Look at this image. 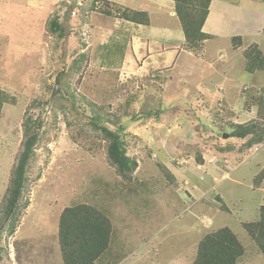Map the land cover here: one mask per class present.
Returning a JSON list of instances; mask_svg holds the SVG:
<instances>
[{
  "label": "rangeland",
  "instance_id": "obj_1",
  "mask_svg": "<svg viewBox=\"0 0 264 264\" xmlns=\"http://www.w3.org/2000/svg\"><path fill=\"white\" fill-rule=\"evenodd\" d=\"M105 1L115 12L125 7L114 0H0V88L13 99L0 116V249L8 245L9 252L0 264H64L59 215L79 202L98 205L113 223V242L100 264H193L201 237L224 226L246 247L238 264H264L241 224L257 219L264 204V179L254 184L264 167V142L243 148L246 139L231 135L235 123L264 124L254 103L264 94V70H245L240 52L255 40L264 49V27L256 22V33L246 31L240 49L231 35L243 23L208 32L212 38L190 56L175 9L171 15L160 2L128 0L151 12L153 24L140 28L102 12ZM224 1L255 10L245 13L250 22L264 13L261 1ZM55 15L64 36L48 27ZM120 55L118 64L108 63ZM73 63L68 92L60 86L53 94L57 74ZM70 92L75 109L65 99ZM158 107L165 112L132 118ZM92 109L113 120L109 127L125 136L128 154L137 158L131 183L109 163ZM41 114L30 204L20 231L8 238L4 199L23 122Z\"/></svg>",
  "mask_w": 264,
  "mask_h": 264
},
{
  "label": "trees",
  "instance_id": "obj_2",
  "mask_svg": "<svg viewBox=\"0 0 264 264\" xmlns=\"http://www.w3.org/2000/svg\"><path fill=\"white\" fill-rule=\"evenodd\" d=\"M175 3L176 16L179 18L184 32V47L189 51H198L206 40L212 35L205 32L203 27L210 13L212 0H173ZM97 0H93L95 4ZM106 7L101 11L108 15H115L137 25L151 24L150 14L146 10L119 6L116 12L110 9L108 1ZM94 8L99 9L96 5ZM49 29L60 36H64V26L58 15H55L48 24ZM234 48L243 44L242 36H233ZM108 47L109 49L111 46ZM245 58L244 68L254 73L264 70V50L259 43L250 42L243 50ZM121 55L115 60L109 59L108 63L118 64ZM111 61H115L111 63ZM77 64L73 63L63 76L59 78L60 86L67 92L68 84L65 80ZM68 102L73 109L76 108L78 100L71 94ZM13 101L0 88V116L3 105ZM254 103L258 106V115L264 119V94L257 95ZM61 107L63 105H60ZM165 109L158 107L147 109L146 112L133 114L132 118H144L153 114L160 115ZM92 128L107 142L106 153L109 163L115 167L123 181L131 183L134 174L139 167L135 156L128 154V143L125 136L109 127L113 122L110 118L102 116L96 109L91 110ZM160 118V117H159ZM43 126L42 114L34 119L27 115L23 122V140L21 148L12 168L7 193L4 203V222L8 229V238L12 237L20 224V216L25 213L30 204L28 190L30 189L29 165L34 155L40 138V128ZM232 136L246 139L243 148H251L256 144L264 142V124L257 122L235 123ZM202 161V159L200 160ZM169 176H172L168 173ZM264 179V167L254 180L255 187H259L260 181ZM216 199L221 202L223 210H228L227 204L220 195ZM259 217L252 221H243L241 224L250 238L257 246L258 253L264 256V204L259 208ZM22 218V217H21ZM114 226L107 215L98 205L87 202L74 203L66 206L60 212L58 221V242L64 264H100L101 259L106 256L113 242ZM4 251V252H3ZM246 253V247L238 235L228 226L204 234L198 242L196 256L193 264H238ZM8 245L0 249V261L8 258Z\"/></svg>",
  "mask_w": 264,
  "mask_h": 264
},
{
  "label": "crops",
  "instance_id": "obj_3",
  "mask_svg": "<svg viewBox=\"0 0 264 264\" xmlns=\"http://www.w3.org/2000/svg\"><path fill=\"white\" fill-rule=\"evenodd\" d=\"M143 1H150V0H143ZM151 1H155V2H160L164 5L167 6V8L171 11V15H172V12H173V9H175V3L173 0H151ZM239 1H243V0H239ZM250 1H255V2H258V1H261V2H264V0H250ZM34 2H36V0H34ZM114 2H117L118 4H121L125 7H131V8H135V9H140V10H146L149 12L150 16H151V12L150 10L146 9V8H139L137 7L136 5H134V7H132L130 5V2H128V0H114ZM241 4V2H238ZM146 5V4H144ZM248 11H252L254 14H255V10H250V9H243V7H235L233 6L232 4L230 3H226L224 0L221 1V0H212L211 2V6H210V13L207 17V20L205 22V25L203 27L204 31L205 32H211V33H220L221 31H223L224 29L227 31L229 28H231L233 25L236 24V22H238L237 24H240V23H243L239 28H238V31H237V34H234V35H231V37L233 36H242L244 39H245V34H246V31H250V30H254L255 27H258V26H255L256 22L260 23V30L264 27V13H259V16L255 15V19L252 20V22H250L248 19H245V13L247 15V12ZM233 17L234 20L232 19H229L228 17ZM237 18L239 19V21H237ZM127 21V20H126ZM130 22V21H128ZM132 23V22H130ZM251 23V24H250ZM153 23H152V18H151V24L149 26H151ZM145 25H138V27L140 28H143ZM253 27V28H251ZM151 28V27H150ZM143 30V29H142ZM145 30V29H144ZM143 30V31H144ZM226 31H224L226 33ZM146 32V31H145ZM254 33H256V30H254ZM149 35V33H147ZM264 32L261 34V31H260V35L263 36ZM259 40H262V37L259 36ZM243 39V44L237 48V49H240L241 47H243L245 45V40ZM253 40L254 37H252ZM171 42V41H170ZM256 43H259V45L261 46V43L259 41H254ZM176 43V42H175ZM178 44V43H176ZM262 48V46H261ZM235 49V48H234ZM243 50H244V47H243ZM262 50H264L262 48ZM189 54L191 56V53H194L193 51H189ZM242 53V56H243V51H240ZM174 55H172L174 57V59L176 58V55L175 53H173ZM244 57V56H243ZM182 62H186V59L185 61H182ZM21 225V224H20ZM18 231H20V226L17 228V233ZM14 233V234H17V233Z\"/></svg>",
  "mask_w": 264,
  "mask_h": 264
},
{
  "label": "water",
  "instance_id": "obj_4",
  "mask_svg": "<svg viewBox=\"0 0 264 264\" xmlns=\"http://www.w3.org/2000/svg\"><path fill=\"white\" fill-rule=\"evenodd\" d=\"M64 73V71H61L57 74L56 79H55V85L53 88V94H57L59 91V87H60V82H59V77ZM228 135V134H227ZM227 135H225V137H227Z\"/></svg>",
  "mask_w": 264,
  "mask_h": 264
},
{
  "label": "clouds",
  "instance_id": "obj_5",
  "mask_svg": "<svg viewBox=\"0 0 264 264\" xmlns=\"http://www.w3.org/2000/svg\"><path fill=\"white\" fill-rule=\"evenodd\" d=\"M20 225V224H19ZM19 227V226H18ZM17 231V230H16Z\"/></svg>",
  "mask_w": 264,
  "mask_h": 264
}]
</instances>
